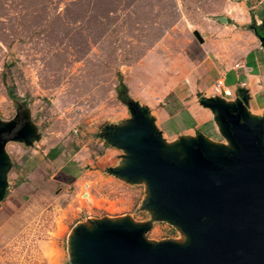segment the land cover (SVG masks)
<instances>
[{
  "label": "rangeland",
  "instance_id": "rangeland-1",
  "mask_svg": "<svg viewBox=\"0 0 264 264\" xmlns=\"http://www.w3.org/2000/svg\"><path fill=\"white\" fill-rule=\"evenodd\" d=\"M253 51L264 52V0H0V264H77L79 232L106 222L185 244L146 182L118 175L128 154L112 135L143 110L182 155L200 132L168 131L170 117L210 97L226 67H252ZM226 80L232 102L242 79Z\"/></svg>",
  "mask_w": 264,
  "mask_h": 264
},
{
  "label": "water",
  "instance_id": "water-1",
  "mask_svg": "<svg viewBox=\"0 0 264 264\" xmlns=\"http://www.w3.org/2000/svg\"><path fill=\"white\" fill-rule=\"evenodd\" d=\"M193 36L204 43L197 31ZM200 104L212 112L227 145L199 134L181 141L182 155L167 152L143 110L112 135L128 154L118 175L145 181L150 207L172 221L186 243L152 245L143 239V228L106 222L79 232L77 264H264V118L248 110L243 89L232 102L216 96Z\"/></svg>",
  "mask_w": 264,
  "mask_h": 264
},
{
  "label": "crops",
  "instance_id": "crops-1",
  "mask_svg": "<svg viewBox=\"0 0 264 264\" xmlns=\"http://www.w3.org/2000/svg\"><path fill=\"white\" fill-rule=\"evenodd\" d=\"M253 52V54L255 55H253V59L250 61L252 67L246 68L245 63L247 62L239 61L235 65H239L240 68H236L234 67V65L230 69L226 67L224 69L225 72L223 71L222 74L219 73V78H224L226 86V77L228 75H233L236 81L238 79H242V82L239 83V87L242 85L243 87H241V89L247 92V108L251 113L260 115L261 106L260 102L257 101L261 100L264 102V58H262L264 56V52ZM253 65H255V67ZM210 89H212V86ZM207 93L206 95L197 94V96L194 97V100H191L188 105L184 106L176 114L170 117V121H172L177 126L178 123L181 122L183 119L189 123L188 125L184 124L183 127H180L181 129L177 132L178 134L184 132L183 130H185V132L197 130L198 132H200V134H203L211 142L223 143V137L219 133L218 127L214 122V116L212 112L209 109L202 107L200 104L202 100L214 97L212 94L210 97H207ZM225 101L230 102L227 100ZM217 137L220 139L217 140Z\"/></svg>",
  "mask_w": 264,
  "mask_h": 264
},
{
  "label": "built area",
  "instance_id": "built-area-1",
  "mask_svg": "<svg viewBox=\"0 0 264 264\" xmlns=\"http://www.w3.org/2000/svg\"><path fill=\"white\" fill-rule=\"evenodd\" d=\"M236 68H240L239 65H235ZM243 87L242 85L240 88ZM211 94L213 96H218L221 98H234L235 94L231 91L225 84V80L223 77L218 78L214 85L212 86Z\"/></svg>",
  "mask_w": 264,
  "mask_h": 264
},
{
  "label": "trees",
  "instance_id": "trees-1",
  "mask_svg": "<svg viewBox=\"0 0 264 264\" xmlns=\"http://www.w3.org/2000/svg\"><path fill=\"white\" fill-rule=\"evenodd\" d=\"M121 87H122V90H123V93H122V96L120 97L121 101H124V103H126L125 101V95H126V87L124 84L121 83ZM186 125H188L189 123L188 122H185ZM167 129L168 131H171L173 133H176L178 132L181 128H179V126H177L176 124H174L172 121H170L168 123V126H167Z\"/></svg>",
  "mask_w": 264,
  "mask_h": 264
},
{
  "label": "flooded vegetation",
  "instance_id": "flooded-vegetation-1",
  "mask_svg": "<svg viewBox=\"0 0 264 264\" xmlns=\"http://www.w3.org/2000/svg\"><path fill=\"white\" fill-rule=\"evenodd\" d=\"M4 136H6L5 133H0V140H4Z\"/></svg>",
  "mask_w": 264,
  "mask_h": 264
},
{
  "label": "bare ground",
  "instance_id": "bare-ground-1",
  "mask_svg": "<svg viewBox=\"0 0 264 264\" xmlns=\"http://www.w3.org/2000/svg\"><path fill=\"white\" fill-rule=\"evenodd\" d=\"M86 193H87V192H86ZM85 196H86V195H83L84 198H87V197H85Z\"/></svg>",
  "mask_w": 264,
  "mask_h": 264
}]
</instances>
